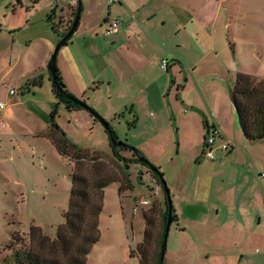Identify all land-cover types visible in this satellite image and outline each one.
I'll return each mask as SVG.
<instances>
[{
    "label": "crops",
    "instance_id": "obj_1",
    "mask_svg": "<svg viewBox=\"0 0 264 264\" xmlns=\"http://www.w3.org/2000/svg\"><path fill=\"white\" fill-rule=\"evenodd\" d=\"M80 3L78 28L60 49L56 60L67 90L86 102L87 95L95 96L104 89L108 98L117 100L116 112L125 113L131 108L133 119L129 125L135 133L128 136V142L157 165V159L146 152V144L155 142L157 133L163 131L170 132L175 139L168 118L173 120L180 147L183 142L194 143L198 166L195 180L182 175L170 184L177 231L190 233L186 223L192 221L193 233L199 242L235 251L229 264H264V178L261 177L264 140H246L240 124L225 109L227 98L221 85L230 76L216 69L215 63L206 62L213 51L208 37L212 35L215 39L227 0H121L119 4H111L110 0H80ZM75 4L78 8L79 0L17 2L14 15L2 30L9 37L11 55L6 61L5 73L0 75V101L6 105L1 118L9 119L13 109L30 103V94H39V88L49 93L48 64L62 40L52 30L50 14L57 8L55 23L62 17L68 18V25ZM119 15L124 18L120 32L104 37L111 20ZM228 25L230 36L231 25ZM171 28L174 37L170 35ZM59 32L64 33V29L60 28ZM20 36H23L21 40ZM214 51L217 52L215 44ZM20 55L31 60L28 67L14 75ZM165 60L169 63L167 71L161 68ZM38 74L43 75L41 86L23 87ZM238 74L248 73L239 67L235 72ZM12 89L16 94L9 96ZM21 89H26L21 91L23 100H16ZM28 109V115L38 127L26 135H17L31 140L33 153L37 151L34 141L37 139L55 147L48 137L51 124L47 114L39 109L40 117H37L32 108ZM143 111H151L146 121L141 120ZM163 118H167V124ZM3 123H0V150L6 140L13 138L9 124ZM208 127L218 128L232 145L227 152L216 149L214 160L200 158ZM187 132L193 135L188 137ZM16 144L19 152L24 151V143L17 141ZM219 144L218 140L216 148ZM153 180L157 185L154 195L163 204L165 200L159 194L162 188ZM176 182L178 186L174 188ZM207 255L209 258L211 253Z\"/></svg>",
    "mask_w": 264,
    "mask_h": 264
},
{
    "label": "rangeland",
    "instance_id": "obj_2",
    "mask_svg": "<svg viewBox=\"0 0 264 264\" xmlns=\"http://www.w3.org/2000/svg\"><path fill=\"white\" fill-rule=\"evenodd\" d=\"M18 1L0 0V75L5 73L6 61L11 55L8 46L9 37L4 36L2 30L14 15ZM75 5L74 9L77 7V4ZM66 22L68 23V18L63 20L60 26L64 32L70 25ZM227 24L231 25L230 36ZM217 28L215 39L213 40L212 35L208 37L211 43L210 50L213 51L206 58V62L215 63L216 69L230 76V80L222 83L221 87L227 98L225 109L227 113L233 115L239 126V118L230 100L228 87L230 85L235 87L237 80L235 72L239 67L244 72L264 80V0H227ZM170 32L171 36L175 33L172 28ZM22 37L20 36L19 39L21 40ZM214 44L217 52L214 51ZM19 58L21 60L14 75L28 67L31 60L25 55H20ZM49 65L50 63L47 69L49 93L43 87L39 88V94H30L32 97L30 103L13 109L9 119L3 118L4 113L0 118V123L2 124L4 120L13 132L11 133L13 138L6 140L0 150V264H14L13 252L9 246L16 232L27 239L31 226H39L50 237L56 238L58 228L65 223L63 215L68 210L72 188L69 161L62 158L55 147H49L48 144H43L41 139H37L34 140L37 151L33 153L34 145L31 144V140L17 135H26L27 132L38 127L37 122L28 115V108H32L33 114L37 117H40L38 110H43L47 114L49 124L55 122L67 138L81 149L103 153L99 155L103 157V161L110 164L114 173L123 174L124 169L110 153L114 143L107 125L116 133L119 144L124 143L139 150L128 142V136L131 137L135 133L129 125L132 124L133 119L131 108L125 113L116 112L117 100L108 98L103 89L95 96L87 95L85 107L70 111L68 104L61 101L53 92L51 80L53 75ZM22 90L26 89L18 91L16 100L19 98L23 100ZM10 92L9 96H12ZM112 96L116 97V95ZM216 103L218 104L217 101ZM150 112L143 111L141 120L146 121V115L148 116ZM168 119L175 139L171 138L172 135L168 131L157 133L155 142L146 144L145 150L157 159L159 164L151 162L146 155L145 157L161 170L170 188L171 182L181 178L182 175L195 180L198 166L195 161L197 150L194 143L183 142L180 147L173 120ZM166 120L163 118V122L166 123ZM180 134L185 135L183 132ZM191 135H193L191 132L186 133L188 137ZM17 141L24 143V151L19 152ZM120 146L117 148L121 149ZM120 153L122 156L133 157L131 152L122 149ZM200 158L204 159V152L200 154ZM149 171V167L143 163H131L125 172L130 178L133 190L121 192L120 184H113L105 190L104 206L100 215L101 238L89 255L87 264H141L136 250L144 241L146 227L144 214L152 221L149 227L150 246L147 251L152 263L155 264L161 250L160 237L166 206L165 201L160 204L154 195L157 193V185ZM177 186L178 182L175 183L174 188ZM159 194L165 200L162 189L159 190ZM143 201H147L149 205H143ZM186 225L190 227V233L181 234L177 231L176 224H172L164 264L231 263L235 256L234 250L212 248L210 244L199 242L193 233L194 222L187 221ZM207 252L211 253L209 258ZM226 256L228 260L225 259Z\"/></svg>",
    "mask_w": 264,
    "mask_h": 264
},
{
    "label": "trees",
    "instance_id": "obj_3",
    "mask_svg": "<svg viewBox=\"0 0 264 264\" xmlns=\"http://www.w3.org/2000/svg\"><path fill=\"white\" fill-rule=\"evenodd\" d=\"M29 1L35 4L40 0ZM80 4L79 0V6ZM78 9L79 7L73 10L70 25L62 34H60L59 29L63 23V18L60 17L59 21L55 23V20L58 18V9L54 8L52 10L49 22L52 23L54 33L60 35L61 39L72 29L77 19ZM81 10L82 7H80ZM71 39L72 37L69 41ZM58 53L56 55L53 54L50 61L52 65L51 73L55 77L54 81L52 79L53 92L61 101L68 104L70 111L79 110L81 107L86 106L85 101L80 100L81 104L77 105L66 99L62 94L64 93L76 98L67 90L57 68L56 58ZM42 82L43 75L38 74L28 80L24 88L31 89L33 87H39ZM232 92L234 107L244 137L249 142L264 140V80H260L256 76L249 74H238ZM107 127L114 143L111 154L124 169L123 174L114 173L110 164L103 161V157L99 153L81 149L67 138L55 122L51 124L48 137L56 147L58 153L69 161L71 167L72 188L70 190L68 210L63 215L65 223L58 228L56 238L50 237L39 226H31L27 239L18 232L14 233L9 246L13 252L14 264H87L92 249L101 238L100 215L104 206L105 190L113 184H120L121 192L124 190H133L130 178L125 171L128 170L131 163L139 162L133 153L137 149L127 144L121 143L120 147L123 151L133 153V157L127 158L121 155V149H118V146H116L118 144V137L108 125ZM138 153L142 155L139 151ZM156 169V173L151 171L149 173L160 185V181L164 178V175L159 168ZM165 206L166 210L163 214V231L160 237V249L162 248L164 231L168 220V202L166 195ZM144 219L146 224L144 241L136 250L138 253L137 256L140 258L141 264H154L147 251L150 246L149 242L151 238L149 227L152 221L146 214H144ZM175 221L176 217L173 216V222ZM160 255L161 250L157 255L155 264H160Z\"/></svg>",
    "mask_w": 264,
    "mask_h": 264
},
{
    "label": "water",
    "instance_id": "obj_4",
    "mask_svg": "<svg viewBox=\"0 0 264 264\" xmlns=\"http://www.w3.org/2000/svg\"><path fill=\"white\" fill-rule=\"evenodd\" d=\"M80 14H81V11H80V6H79L77 19H76L72 29L67 33V35L56 46L55 51H54L55 55L60 51V49L62 47H64L68 43L69 39L73 36L74 31L78 25L79 20H80ZM49 69L52 70L51 64L49 65ZM52 79L54 81L55 77L52 76ZM228 90H229L230 100H231L232 104L234 105V97H233L232 88L228 87ZM62 94L64 95L65 98H67L68 100H71L74 104H77V105L81 104V101L79 99L73 98V97L66 95L64 93H62ZM119 145L120 144L118 143L117 146H119ZM133 153L136 155V157L140 163H143L144 165L149 167L151 172H155V173L157 172L156 167L153 164H151L146 159V157H144L143 155H140L138 153V151H136V150ZM160 186L162 187L164 194L167 197V202H168V220H167V225H166V228L164 231V237H163V243H162L161 255H160V264H164L165 256H166V250H167L168 237H169L171 226L173 224L174 209H173V203H172V199H171L170 190H169L164 178L161 179Z\"/></svg>",
    "mask_w": 264,
    "mask_h": 264
},
{
    "label": "built area",
    "instance_id": "obj_5",
    "mask_svg": "<svg viewBox=\"0 0 264 264\" xmlns=\"http://www.w3.org/2000/svg\"><path fill=\"white\" fill-rule=\"evenodd\" d=\"M121 2V0H110L111 4H119ZM124 23V18L119 15L117 17H115L113 20H111V22L109 23V26L107 27V29L104 32V37L109 38L112 36L117 35L120 32V29L122 27ZM168 61L165 60L162 62V66L161 68L164 71L168 70ZM10 95H15V91H11ZM6 105L4 102L0 101V118L1 115L3 113V111L5 110ZM220 141V144L217 146V141ZM232 147L231 143L229 141H227L226 139H224L221 131L216 128V127H208V134L206 137V141H205V149H204V158L207 160H214V152L216 149L222 150L223 152H227L230 150V148ZM262 178H264V174L261 175ZM143 205H149V203L147 201H143L142 203Z\"/></svg>",
    "mask_w": 264,
    "mask_h": 264
}]
</instances>
